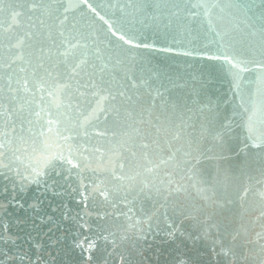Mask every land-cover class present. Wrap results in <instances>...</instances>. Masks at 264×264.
<instances>
[{
  "label": "water",
  "instance_id": "1",
  "mask_svg": "<svg viewBox=\"0 0 264 264\" xmlns=\"http://www.w3.org/2000/svg\"><path fill=\"white\" fill-rule=\"evenodd\" d=\"M0 264H264V0H0Z\"/></svg>",
  "mask_w": 264,
  "mask_h": 264
}]
</instances>
